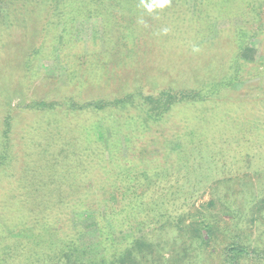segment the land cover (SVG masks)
Segmentation results:
<instances>
[{"label":"rangeland","instance_id":"rangeland-1","mask_svg":"<svg viewBox=\"0 0 264 264\" xmlns=\"http://www.w3.org/2000/svg\"><path fill=\"white\" fill-rule=\"evenodd\" d=\"M10 1L0 2V15L7 16L8 21L0 25L4 37H0L4 43L0 44V67L2 61L9 66L4 69L9 81L0 90V106L13 112V166L0 176V185L20 184L26 175L53 184H73L74 174L80 169L72 156L59 152L60 145L55 142L35 145L37 140L32 138L30 127L39 122L46 125V119L42 111L29 107L33 102L72 98L83 105L98 100L109 104L133 94V103L125 108L107 105L102 111L70 113L63 122L85 128V135L78 128L82 141L97 138L105 143V159L99 165L101 174L123 172L126 177L135 176L128 182L137 185V195L129 197L135 207L120 215L122 225L104 244L110 252L107 255H128L131 251L133 264H221L231 234L256 237V225L262 216L258 206L252 209V200L258 199L259 190L264 189V139L258 136L254 140L255 121L245 124L249 130L245 135L226 126L222 118L237 111L232 101L263 98L264 75L255 74L264 68V1L254 0V5L263 4L258 17L252 16L249 1L241 4V9H245L242 15L223 14L217 19L207 13L208 0L199 1L201 12L196 7L198 0H189L190 27L193 35L199 32L195 39L199 51L195 56H182L181 51L170 50L166 57L151 42L145 51L143 39L136 46L124 24L115 29L117 37L111 42L113 45H108L101 16H72L63 21L67 22V34L59 26L60 32L54 35L55 19L35 3L30 7L35 12L24 15L26 27L21 26L19 19L27 11L26 0H14L12 7ZM222 4L223 0H219L216 13L222 11ZM210 24L212 31L208 29ZM238 25L247 31L239 80L211 99L180 102L161 120L148 119V105L144 106L141 95H155L169 88L172 92L193 89L201 93V75L206 65L210 72L217 73V78L228 73L226 62L217 71L211 61L227 55V51L238 57ZM129 48L138 55L126 60L124 52ZM209 48L215 51L216 59L206 56ZM26 60L32 70L28 81L21 67ZM185 65L190 67L189 73ZM244 107L252 108L246 109L248 118L259 111L264 116L263 103ZM58 126L61 128L62 124L59 122ZM101 132L104 141L100 139ZM116 158L123 169L115 166ZM68 164L72 165L68 178H61L60 173L65 175ZM85 179L94 181L91 175ZM79 214L84 216L80 222L84 230L81 257L88 263H100L96 212L78 211L75 215ZM138 250L141 252L136 258ZM240 264L253 262L242 259Z\"/></svg>","mask_w":264,"mask_h":264},{"label":"trees","instance_id":"trees-1","mask_svg":"<svg viewBox=\"0 0 264 264\" xmlns=\"http://www.w3.org/2000/svg\"><path fill=\"white\" fill-rule=\"evenodd\" d=\"M4 1L8 0H0V2ZM199 1L196 7L201 12V2ZM214 1L208 0L206 8L208 7L210 11L207 10L208 15L211 14L212 18L217 19L219 18L217 15L223 14L227 17L242 15L245 9H241V4L249 1L252 6V16L258 17L260 16L259 10L263 6L262 2L259 5H254V0H223V6H220L222 11L216 13L215 9L219 7V0ZM15 3L14 0H11L9 5L12 7ZM25 3L28 7H25L26 13L22 14L19 19L21 26L26 27L24 15H32L35 10L34 8L30 9V7L32 8L37 3L36 5L42 9V12L51 13L55 19L54 35L60 32L59 26L60 28L64 27L61 32L67 34V22L63 24L64 20L86 13L102 17L104 38L108 45H113L111 42L117 37V34L114 33L115 29L124 24L125 27L129 28L130 36L136 46L138 40H144L145 51H147L150 42L155 45L157 52L163 57H166L170 50H179L182 52L180 54L182 56L184 54L195 56V53L199 51V47L195 44L199 32H195L193 35L190 27L191 6H189V0H26ZM28 20H30L29 16ZM7 22V16L0 15V25L3 26ZM59 22L60 24H58ZM209 28L212 31L211 24ZM236 28V37L239 40V45L236 46L239 49L238 57L234 58L232 51H227V55L224 53L223 57L216 59V53L211 48L207 50L208 55H206L215 57L216 60H212L211 64L217 71L224 68L223 64L226 62L228 73L217 78L215 77L217 73L210 72L211 68L206 65L207 68L205 67L203 74L201 73V76L204 77L201 93L193 89L172 92L169 88L158 91L155 95H141V99L145 101L142 102L144 106L148 105L145 109L148 119L161 120L180 102L198 103L202 99L209 97L211 99L239 80L243 69L240 58H243L244 38H246L247 31H245L246 27L242 25H238ZM221 32L223 31L221 30ZM0 37H2L1 34ZM0 44L4 45L1 41ZM135 45L134 48H136ZM210 49L211 51H209ZM38 52L39 50H36V53ZM135 52L133 48L124 52L126 60L138 55ZM2 62L1 67L3 68L0 67V69L3 75L0 71V90L9 81V78L4 76L6 75L4 69L9 68L8 63ZM21 67L26 71V81H28V73L32 71L28 61L22 62ZM11 68H13L12 65ZM189 68L185 65L187 73H189ZM257 74L264 75V68L255 75L257 76ZM262 97L249 101L247 99H237V102L227 101L237 111H233L222 118L225 125L237 133L247 135L249 130L245 128V124L255 121L254 140L258 136L264 139L263 112L259 111L258 115L248 118L246 109L251 111L252 108L244 109L246 104H254V106L258 103L264 104V95ZM134 98L135 95L129 94L109 104L98 100L84 105L75 103L72 98H67L63 101L53 102L36 101L29 106L32 109L42 111V117L46 119V125L39 122V124L34 123V127H30L29 132L33 135L32 138L37 140L34 141L37 144H34L46 145L49 142H55V144L60 145L59 152L67 157L72 156L79 164L80 169L77 168L78 172L74 174L73 184L64 181L53 184L26 175L20 184L0 185V264H95V261L92 260V263H88L81 257L80 248L84 230L80 222L84 216L82 214L75 215L78 211L96 212V226L100 235L98 247L102 252L100 261L103 262L96 264H133L134 259L131 251L127 253L128 255L120 252L117 256L112 257L111 254L108 256L107 253L110 252L104 244L108 242L112 233L122 225L120 215L127 208L135 207L134 202L129 197L136 194L137 185L128 183L130 179L134 180L135 176L126 177L123 172L114 173L111 176L101 174L99 165L105 159V143L103 142L104 146L97 138L82 141L83 135L81 133L83 132L85 135V128L78 127L82 131L80 133L77 127L67 126L66 121L63 122L70 113L77 115L79 112L88 110L102 111L107 105L125 108L133 103ZM220 101L221 103L225 102ZM2 108L0 106V115L2 116L0 118V176L6 173L7 168L10 169L13 166L11 135L14 117L9 107L7 112ZM59 122L62 124L61 128L58 126ZM99 136L104 141L102 132L99 133ZM35 151L37 153L38 150ZM69 165L65 175L60 173L61 178H68V171L72 166ZM115 166L117 169H123L117 158ZM90 175L94 181L85 182V178ZM119 182L127 185H121ZM263 188L264 184L261 189ZM263 195L264 189L259 190L258 197L261 196V199L252 200L254 205L252 209L258 206L262 216L256 225V237L244 236L240 233L231 234L224 250L225 259L221 264H240L242 259H250L253 264H264ZM139 250L136 258L141 252Z\"/></svg>","mask_w":264,"mask_h":264}]
</instances>
